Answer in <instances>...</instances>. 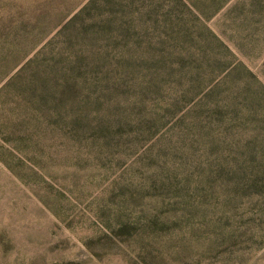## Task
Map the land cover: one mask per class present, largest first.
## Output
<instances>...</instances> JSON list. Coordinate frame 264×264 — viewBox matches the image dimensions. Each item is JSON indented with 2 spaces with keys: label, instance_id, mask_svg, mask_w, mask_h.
<instances>
[{
  "label": "rangeland",
  "instance_id": "1",
  "mask_svg": "<svg viewBox=\"0 0 264 264\" xmlns=\"http://www.w3.org/2000/svg\"><path fill=\"white\" fill-rule=\"evenodd\" d=\"M0 264H264V0H0Z\"/></svg>",
  "mask_w": 264,
  "mask_h": 264
}]
</instances>
